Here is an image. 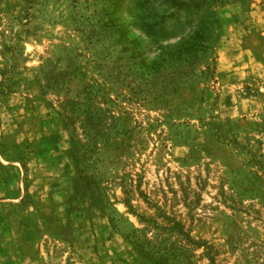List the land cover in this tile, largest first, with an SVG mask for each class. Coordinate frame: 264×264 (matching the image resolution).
<instances>
[{"label": "rangeland", "instance_id": "rangeland-1", "mask_svg": "<svg viewBox=\"0 0 264 264\" xmlns=\"http://www.w3.org/2000/svg\"><path fill=\"white\" fill-rule=\"evenodd\" d=\"M129 1L0 0V264H264V0Z\"/></svg>", "mask_w": 264, "mask_h": 264}, {"label": "trees", "instance_id": "trees-1", "mask_svg": "<svg viewBox=\"0 0 264 264\" xmlns=\"http://www.w3.org/2000/svg\"><path fill=\"white\" fill-rule=\"evenodd\" d=\"M214 0H130V11L134 15V22L143 30L152 33L154 31L167 30L168 23L172 20H182L183 15L188 18L196 16L197 23L202 26L200 40L206 45L210 42L211 29L205 23L211 17L210 7ZM146 15V16H145ZM205 22V23H204Z\"/></svg>", "mask_w": 264, "mask_h": 264}]
</instances>
